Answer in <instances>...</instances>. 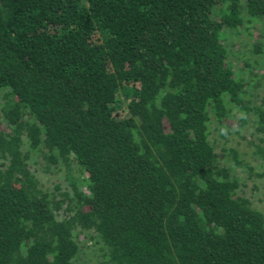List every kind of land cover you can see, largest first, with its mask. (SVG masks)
I'll use <instances>...</instances> for the list:
<instances>
[{"label": "trees", "instance_id": "16d2710c", "mask_svg": "<svg viewBox=\"0 0 264 264\" xmlns=\"http://www.w3.org/2000/svg\"><path fill=\"white\" fill-rule=\"evenodd\" d=\"M259 88L264 0H0V264H75L81 231L96 264H264L243 161L209 139L264 159Z\"/></svg>", "mask_w": 264, "mask_h": 264}, {"label": "rangeland", "instance_id": "374dc122", "mask_svg": "<svg viewBox=\"0 0 264 264\" xmlns=\"http://www.w3.org/2000/svg\"><path fill=\"white\" fill-rule=\"evenodd\" d=\"M235 44L230 48L232 53H236L239 57L237 61L238 65L242 64L243 59H248L250 63L252 61H260L259 56H253L247 54V47L252 41L247 39L246 35L241 34L232 42ZM234 58V57H233ZM259 94L264 96V89L259 88L257 90ZM123 115L124 111L120 110ZM235 126V124H234ZM218 131L212 130L209 139L213 143L214 152L217 155L220 164H229L228 150L234 149L239 157L242 159V166L236 167V175L240 178L242 186L240 193L247 197L252 205L260 210L264 214V159L254 154V150L247 143L246 139L248 131L244 130L240 133L229 132L225 137H220ZM36 159H32L30 165L34 171L35 176L39 180L44 189H50L55 184L63 183L64 172L63 170L53 172L44 171L38 164L35 163ZM249 166L250 169H247ZM71 174L78 177L80 183L86 178L83 172L74 168L71 170ZM77 241L80 244L81 250L75 264H96L100 260L99 245L92 232L81 231L77 233Z\"/></svg>", "mask_w": 264, "mask_h": 264}]
</instances>
